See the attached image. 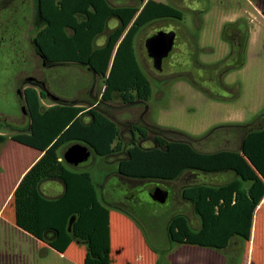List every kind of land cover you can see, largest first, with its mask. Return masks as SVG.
I'll list each match as a JSON object with an SVG mask.
<instances>
[{
    "label": "trees",
    "instance_id": "1",
    "mask_svg": "<svg viewBox=\"0 0 264 264\" xmlns=\"http://www.w3.org/2000/svg\"><path fill=\"white\" fill-rule=\"evenodd\" d=\"M132 1L133 6L115 7L109 0H36L37 15L43 25L35 38L39 57L45 64L76 65L99 77L104 84L103 102H111L115 94L125 105L149 101L152 86L138 61L136 38L155 22L182 21L184 13L154 0ZM111 19H116L119 26L108 34L105 45L98 47L96 41L107 33ZM222 39L230 47L229 56L221 64L223 73L242 68L250 40L248 23L245 20L227 23ZM23 94L29 131L14 135L12 141L40 151L43 156L14 192L16 226L60 254L73 242L84 245L85 264H112L111 212L124 214L142 227L114 198L105 200V191L99 194L90 172L66 164L63 153L69 146L80 143L91 150L92 157L107 161L120 157L124 145L118 124L97 109L101 104L91 97L44 108L43 101L52 95L47 83L40 90L28 87ZM81 103L91 108L86 110ZM257 121L260 124L256 128L231 126L240 131L238 148L217 152H203L187 142L169 141L161 136L155 137L153 147H143L141 143L149 140L148 130L135 125L131 132L139 140H131L125 157L117 158V169L109 180L114 178L116 188L121 184L129 191H134L130 186L138 182L162 189L181 181V201L190 206L199 225L195 227L187 214L172 215L166 227L170 245L211 247L227 258V264H240L237 247L239 244L245 247L247 236L233 232L225 245L212 247L206 243L207 230L210 224L216 227L209 221L210 214L214 220L213 208L221 201L231 202L222 199L224 189L239 185V190L246 194L255 185L253 175L264 180V117ZM6 141L7 137L0 134V144ZM45 181L61 182L63 194L55 199L46 197L41 191ZM209 191L214 200L207 204L203 198ZM128 197L126 201L133 193ZM215 227L211 228L215 232L213 240H218Z\"/></svg>",
    "mask_w": 264,
    "mask_h": 264
},
{
    "label": "rangeland",
    "instance_id": "2",
    "mask_svg": "<svg viewBox=\"0 0 264 264\" xmlns=\"http://www.w3.org/2000/svg\"><path fill=\"white\" fill-rule=\"evenodd\" d=\"M120 2L133 4L131 0ZM172 2L182 3L179 0ZM183 4L182 21H158L138 34L136 54L151 82L152 97L149 101L125 105L118 94L111 102L101 101L103 81L85 69L76 65L43 63L35 47V38L43 27L36 17V0H0V134L12 140L14 135L25 133L29 122L22 112L25 105L23 92L28 87L41 89L33 80L36 78L47 83L50 92L64 100L91 97L101 104L97 109L114 120L121 131L124 153L117 158L125 157L131 140H139L138 135L133 136L131 132L135 125L148 130L149 140L141 143L143 147H153L155 137L161 136L169 141L187 142L203 152L236 150L240 131L231 126L256 128L260 124L257 120L264 117V24L249 40L245 65L223 73L221 64L229 56L230 47L222 39V31L238 7H243L244 1L184 0ZM197 5L204 11L195 16L192 11ZM242 20L248 23L251 31L249 19L244 17ZM158 31H176L177 34L173 51L164 59L161 71L154 68L145 47L146 40ZM104 38H99L96 45H103ZM56 103L58 101L48 98L45 107ZM81 105L86 110L90 109L87 104ZM216 128L219 129L214 134L208 135ZM7 148V144H0V206L7 200V182L12 179L7 178V171L2 169L3 160L7 161ZM117 158L107 161L91 157L79 169L91 173L99 194L105 191V200L114 198L140 223L150 242L149 223H156L162 230L163 223L176 213L187 214L195 222L191 210L182 206L181 181L162 188L169 192L165 203L155 200L150 193L155 188L143 182L131 184L130 189L134 191L121 184L116 188L115 179L111 177L109 180V177L117 169ZM252 178L255 185L246 194L240 191L239 185L221 193L223 200L237 203L238 209L246 206V224L237 221V217L232 223H227L226 219L227 222L217 226L210 214L209 221H213L216 227L209 226L218 231V240H213V229L207 230L206 243L212 247L225 245L233 232L247 236L245 247L241 244L237 247L240 264H264V209L256 213L264 199V180L258 179L257 174ZM131 192L133 197L126 201ZM213 200L210 191L203 198L207 204ZM231 211L238 215L236 207ZM113 213L114 217L124 215ZM11 215V206L7 205L3 218L0 216V264H70L50 247L51 251L45 253L46 249L39 241L4 221V217L8 219ZM194 226L197 225L194 223ZM249 239H253L251 250Z\"/></svg>",
    "mask_w": 264,
    "mask_h": 264
},
{
    "label": "crops",
    "instance_id": "3",
    "mask_svg": "<svg viewBox=\"0 0 264 264\" xmlns=\"http://www.w3.org/2000/svg\"><path fill=\"white\" fill-rule=\"evenodd\" d=\"M111 4L115 7L122 6H133L135 2L131 5H123L121 0H109ZM155 1V0H154ZM167 2H159L163 4L172 5L184 10V0H179L182 3L172 2L173 0H166ZM193 1V0H189ZM243 7H238L236 12L233 14L231 19L228 20V23H234L238 20H242V18L247 17L249 19V23L251 24V36L252 39L253 34L257 31L258 27L264 24V16L262 14L264 10V0H243ZM157 2V1H156ZM194 7V6H193ZM204 11V10H202ZM200 7L197 5L195 10L192 13L195 16H198L199 13H202ZM119 26V22L116 19H111L108 22V30L106 38L104 35L99 38H104V44L106 43L108 34ZM98 38V39H99ZM97 39V40H98ZM101 45V46H103ZM98 46V47H101ZM49 98H53L59 104H65L70 102L69 100H64L56 95L52 94ZM46 101V100H45ZM45 101H43L44 108ZM74 101V100H73ZM82 104V103H81ZM80 104V106H82ZM52 105V106H54ZM90 106V105H89ZM83 107V106H82ZM91 108V106H90ZM25 109V105L23 106ZM23 112V110H22ZM28 119V127L25 128V133L29 131L30 120L27 114L23 112ZM85 121L88 122V118H85ZM4 144H7V161L3 160V170L7 171V178H11L9 182H7V200H4L3 204L0 206V216L2 218L5 214L7 205L11 206L12 215L7 218L4 217V221L8 222L18 231L25 233L21 229H19L15 224V208L13 204V196L14 192L19 185L20 181L24 177V175L30 170V168L40 160L43 156V153L37 151L35 149H31L29 147L20 145L12 140H7ZM3 144V145H4ZM42 193L51 199H55L60 197L64 192V186L59 181H45L41 185ZM237 203L229 202L225 203V201H221L217 206L213 208L212 214L214 218V222L216 225L224 224L226 219L232 223L233 220L236 221L237 217L240 223L246 224L245 213L246 206L239 208L238 215L236 216L232 207H237ZM183 208L190 209V206L183 204ZM201 212L204 211V208L199 206ZM259 209H264V199L259 204L256 209V213ZM228 211V212H227ZM246 211V212H245ZM116 211L111 212V259L112 264H227V260L224 256L217 253L211 247H192L187 245H177L171 246L168 242L166 227L168 218L163 223V229L161 230L156 223H149V232L152 234V241L150 242L147 239V234L140 228L132 219L127 216L120 215L114 217V213ZM118 213V212H117ZM119 214V213H118ZM203 215V213H202ZM256 215V214H255ZM204 216V215H203ZM256 217V216H255ZM204 219V217H203ZM244 219V220H243ZM205 223V220H203ZM255 222H257V217L255 218ZM197 226L199 225V220L195 219L194 222ZM26 235H29L25 233ZM30 236V235H29ZM33 238V237H32ZM218 238V237H217ZM35 239V238H34ZM37 240V239H36ZM250 240V239H249ZM249 241V250L252 249V241ZM39 241V240H37ZM42 246L46 249L45 253L51 251L47 244L39 241ZM53 250V249H52ZM55 251V250H54ZM160 251H165V253L160 254ZM56 252V251H55ZM59 254L63 259L69 260L70 264H85V259L87 256V249L84 245L78 244L77 242H73L67 251L64 254Z\"/></svg>",
    "mask_w": 264,
    "mask_h": 264
},
{
    "label": "water",
    "instance_id": "4",
    "mask_svg": "<svg viewBox=\"0 0 264 264\" xmlns=\"http://www.w3.org/2000/svg\"><path fill=\"white\" fill-rule=\"evenodd\" d=\"M176 37L177 34L175 31H158L146 40L145 47L147 54L153 60L154 68L157 71L162 70L164 59L173 51ZM91 157V150L80 143L69 146L63 153L65 163L75 168L88 162ZM150 193L152 197L160 203H165L169 197V192L164 189H153Z\"/></svg>",
    "mask_w": 264,
    "mask_h": 264
},
{
    "label": "flooded vegetation",
    "instance_id": "5",
    "mask_svg": "<svg viewBox=\"0 0 264 264\" xmlns=\"http://www.w3.org/2000/svg\"><path fill=\"white\" fill-rule=\"evenodd\" d=\"M36 17H38V15H37V10H36ZM37 24V23H36ZM176 32V31H175ZM34 81H35V83L39 86V87H43V88H45V82H42V81H39L38 79H33ZM23 110V112L26 114V110L25 109H22ZM164 188V187H163Z\"/></svg>",
    "mask_w": 264,
    "mask_h": 264
}]
</instances>
